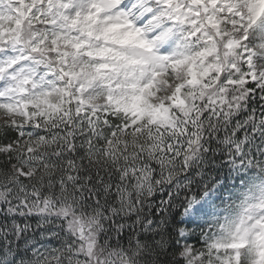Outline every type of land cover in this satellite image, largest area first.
I'll return each instance as SVG.
<instances>
[{"label":"snow or ice","instance_id":"snow-or-ice-1","mask_svg":"<svg viewBox=\"0 0 264 264\" xmlns=\"http://www.w3.org/2000/svg\"><path fill=\"white\" fill-rule=\"evenodd\" d=\"M0 264H264V0H0Z\"/></svg>","mask_w":264,"mask_h":264}]
</instances>
